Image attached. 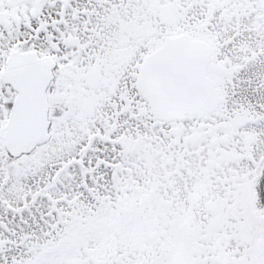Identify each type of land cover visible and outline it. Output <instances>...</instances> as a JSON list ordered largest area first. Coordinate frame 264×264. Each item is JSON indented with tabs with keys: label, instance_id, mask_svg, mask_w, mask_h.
<instances>
[{
	"label": "snow or ice",
	"instance_id": "6c2138e0",
	"mask_svg": "<svg viewBox=\"0 0 264 264\" xmlns=\"http://www.w3.org/2000/svg\"><path fill=\"white\" fill-rule=\"evenodd\" d=\"M0 264H264V0H0Z\"/></svg>",
	"mask_w": 264,
	"mask_h": 264
}]
</instances>
